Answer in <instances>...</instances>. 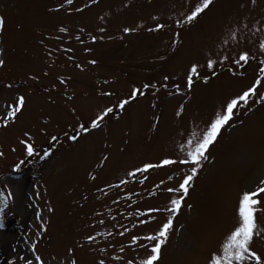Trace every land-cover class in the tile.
<instances>
[{
	"label": "rangeland",
	"instance_id": "374dc122",
	"mask_svg": "<svg viewBox=\"0 0 264 264\" xmlns=\"http://www.w3.org/2000/svg\"><path fill=\"white\" fill-rule=\"evenodd\" d=\"M200 3L0 0V264H26L35 255L44 264H139L146 255L131 238L158 231L167 213L149 210L170 207L177 194L167 188L178 186L176 173L189 167L127 172L182 158L180 145L190 133L199 134L227 98L246 90L264 60V0H214L196 21L181 25ZM157 23L164 28L149 31ZM126 27L133 31L124 33ZM241 52L250 60L243 66L235 63ZM192 63L199 76L189 89ZM134 88L143 95L131 98ZM20 95L22 111L8 118ZM123 99L129 103L120 109ZM256 100L250 96L235 110L206 154L172 217L159 264H209L237 225L241 194L264 179V104ZM106 108L113 111L91 128ZM82 124L87 132L76 131ZM72 134L76 141L67 139ZM121 179L128 183L108 187ZM260 199L256 218L264 232V194ZM88 235L95 241L87 242ZM252 247L264 255V234Z\"/></svg>",
	"mask_w": 264,
	"mask_h": 264
},
{
	"label": "snow or ice",
	"instance_id": "6c2138e0",
	"mask_svg": "<svg viewBox=\"0 0 264 264\" xmlns=\"http://www.w3.org/2000/svg\"><path fill=\"white\" fill-rule=\"evenodd\" d=\"M65 2L71 5L73 0H65ZM95 2L96 0H93V3ZM213 2L214 0H202V3L191 9L190 12L186 14L184 20L179 23L183 25L196 21L199 16L213 4ZM252 2L254 4L255 0H252ZM77 11H80V9H77ZM153 19L156 18L153 17ZM3 24V18H0V28H2ZM163 28V24L157 23L155 29L150 28L149 31H158ZM59 31L61 33H65L67 29L61 27ZM80 31L83 32V29ZM100 31L103 32L105 29L101 28ZM131 31H133V29L127 27L123 29L124 33H129ZM91 39L95 42L96 37L93 36ZM77 40H80L79 36H77ZM81 43H83L82 40ZM259 49L262 53H264V43L259 45ZM64 51H71V49H64ZM86 51H88V49H86ZM223 59L226 60L227 57L225 56ZM249 62V54L247 52H241L238 59L235 60V63L241 66ZM89 63L95 64L96 61L91 60ZM215 63L216 62L211 58H209L206 63L207 68L213 69V76L215 75ZM3 64L4 61L0 59V67H2ZM76 67L81 68L82 66L77 64ZM199 67L198 63H192L188 68L186 84L189 89H191L194 83V78L199 76ZM168 79L169 77H164L165 81ZM204 82H208L207 78H205ZM61 83H64V81L61 80ZM260 86H264V60L260 61V64L258 65V73L254 78L253 83L247 87L246 90H242L241 93L234 97L227 98L220 105L219 110L212 114L204 128L200 129L199 134L196 132L190 133L189 138H187V140L180 145V151L183 153L182 158H164L159 163H144L142 167H137L134 170L127 172V177H135L137 173H146L151 169H158L161 167H178L180 165H186L189 167V171L183 174L179 172L176 173V175L182 176L179 180L178 186L167 188V192L177 194L176 198L170 200V207L149 210L150 212L167 213V218L161 224L158 231L155 234L144 235L143 237L133 236L131 238L132 243L138 244V246L143 248L146 252V255L140 259L139 264H159L162 245L166 242L168 235L173 228L172 217L174 214L179 212L181 203L188 195L190 186L194 178L197 176L201 163L207 159L206 154L210 151L211 146H213L218 140L221 130L232 121V118L235 115V110L240 107L241 104L248 105L250 96L259 95V100L253 102L264 104V95L259 94ZM8 87H11V85H8ZM143 87L148 88L149 85L145 84ZM176 91L179 92V87H177ZM104 95H112V93L105 92ZM137 95H143V92H141L138 88H134L131 92V98L134 99ZM25 103V97L23 95L18 96L12 106V110L7 113L8 118H13L20 113ZM128 103L129 99H123L120 100L118 106L120 109H123ZM182 110L183 105H181V109L177 112V115H180ZM112 111V108H106L101 114L97 115L96 118L91 121V128H98L100 126V122H102ZM87 130L88 126L82 124L76 131L87 132ZM67 139L76 141L78 139V135H68ZM21 143H24V141H21ZM26 151L28 155L31 156L34 152V146L31 144L26 145ZM43 156H48V153L45 152ZM104 159L107 160V157H104ZM172 179H174V177L170 176L169 180ZM143 182V180L140 181V183ZM126 183H128L126 179H121L119 181V185H109L108 187H119L120 185H124ZM262 194H264V179L259 181L255 190L244 191L241 194L238 201V207L236 209L238 223L226 236L224 242L220 246V250L211 255L209 264H264V255H261L252 247L254 238L264 234V232H262V230L258 227L256 218V213L261 211V209L257 206L262 203L260 199ZM49 211H52V209H49ZM100 223L103 224L104 221L101 220ZM141 223H145V221H141ZM126 231L127 229H125V232ZM97 234L99 235V233ZM120 235L123 236L124 232H121ZM95 238L96 237L93 235H88L86 240L87 242L92 243L95 241ZM141 240L143 243H141ZM72 251V249H69V254H71ZM100 251L103 252L104 249H100ZM121 251H123V248ZM26 264H44V262L40 255H35L34 260L28 259ZM71 264H76V261L72 260ZM98 264H105V261L101 259L98 261ZM128 264H133V262L128 261Z\"/></svg>",
	"mask_w": 264,
	"mask_h": 264
}]
</instances>
